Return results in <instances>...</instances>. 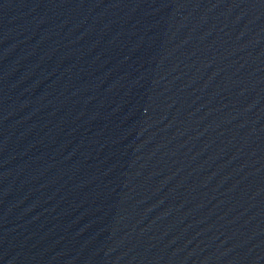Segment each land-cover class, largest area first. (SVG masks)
<instances>
[{
	"label": "water",
	"instance_id": "95a60500",
	"mask_svg": "<svg viewBox=\"0 0 264 264\" xmlns=\"http://www.w3.org/2000/svg\"><path fill=\"white\" fill-rule=\"evenodd\" d=\"M0 264H264V0H0Z\"/></svg>",
	"mask_w": 264,
	"mask_h": 264
}]
</instances>
